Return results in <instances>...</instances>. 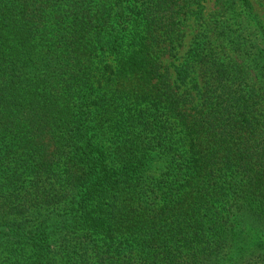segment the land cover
<instances>
[{"label": "trees", "instance_id": "obj_1", "mask_svg": "<svg viewBox=\"0 0 264 264\" xmlns=\"http://www.w3.org/2000/svg\"><path fill=\"white\" fill-rule=\"evenodd\" d=\"M198 4L0 0V264H264L263 20Z\"/></svg>", "mask_w": 264, "mask_h": 264}, {"label": "rangeland", "instance_id": "obj_2", "mask_svg": "<svg viewBox=\"0 0 264 264\" xmlns=\"http://www.w3.org/2000/svg\"><path fill=\"white\" fill-rule=\"evenodd\" d=\"M199 1L200 5H195L196 9L203 8L202 11V21H211L213 19H220L219 16H221L220 13V2L221 0H197ZM251 6L255 9V11L259 14L261 19L263 20L264 25V1L263 0H249ZM198 13H196L194 16L189 17L185 23V38H184V47H182L181 53H184L189 48V45L193 42L194 36L199 32L200 26L197 25V20L195 19L197 17ZM218 15V16H215ZM223 21V18L221 16L220 22ZM182 60L180 59L179 62Z\"/></svg>", "mask_w": 264, "mask_h": 264}]
</instances>
